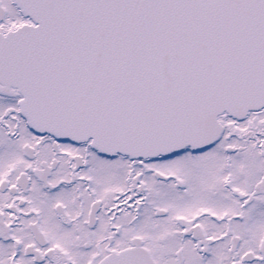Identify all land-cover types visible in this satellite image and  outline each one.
Wrapping results in <instances>:
<instances>
[{"label":"snow or ice","instance_id":"6c2138e0","mask_svg":"<svg viewBox=\"0 0 264 264\" xmlns=\"http://www.w3.org/2000/svg\"><path fill=\"white\" fill-rule=\"evenodd\" d=\"M0 264H264V0H0Z\"/></svg>","mask_w":264,"mask_h":264}]
</instances>
